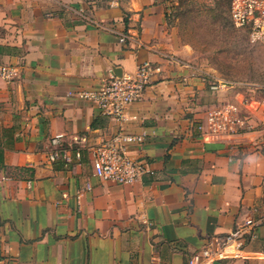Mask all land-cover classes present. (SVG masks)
Returning <instances> with one entry per match:
<instances>
[{"label":"crops","instance_id":"crops-1","mask_svg":"<svg viewBox=\"0 0 264 264\" xmlns=\"http://www.w3.org/2000/svg\"><path fill=\"white\" fill-rule=\"evenodd\" d=\"M115 30L135 39L123 44ZM146 61L163 75L126 121L82 97ZM3 64L19 74L0 78V264H187L209 237L264 213L260 96L213 91L207 77L219 74L181 44L157 0L114 10L88 0H0ZM230 101L252 130L206 139L197 125ZM120 131L145 135L130 156L154 175L118 185L93 176L86 151L80 163L49 160L58 135L82 147ZM253 234L242 245L247 258L214 264H264V226Z\"/></svg>","mask_w":264,"mask_h":264},{"label":"built area","instance_id":"built-area-1","mask_svg":"<svg viewBox=\"0 0 264 264\" xmlns=\"http://www.w3.org/2000/svg\"><path fill=\"white\" fill-rule=\"evenodd\" d=\"M123 2L124 0H88L89 5L103 3L108 10L118 9ZM230 17L237 29L250 30L251 44L264 47V0H231ZM116 34L123 44L135 39L129 31H116ZM168 59L171 62L176 61L171 56ZM18 74L17 66L0 65V78L5 82H13ZM161 75H163L161 65L146 61L138 65L134 72L123 73L121 77L111 73L101 89L85 92L82 97L95 102L103 115L122 123L126 121L128 109L142 99L155 78ZM207 78L215 92L253 87L264 90V86L233 82L220 76ZM196 128L208 140L236 138L252 130L242 105L235 101L208 109L205 119ZM145 141V135H132L120 131L100 144L77 147L67 144L64 136L58 135L52 140L53 149L49 160L51 162L62 160L67 164L80 163L86 151L91 157L95 178L118 185H134L146 176L154 175L148 163L130 156V146L140 145ZM262 151L264 152V145ZM87 189L90 191L92 186L88 184ZM257 212L258 218L250 217L244 223L237 224L231 233L209 237L206 246L194 252L187 264H214L224 260L247 258V252L242 248L245 239L253 236L255 229L264 226V213L258 210Z\"/></svg>","mask_w":264,"mask_h":264},{"label":"rangeland","instance_id":"rangeland-1","mask_svg":"<svg viewBox=\"0 0 264 264\" xmlns=\"http://www.w3.org/2000/svg\"><path fill=\"white\" fill-rule=\"evenodd\" d=\"M157 1L181 44L190 46L220 77L264 86V47L251 44L247 33L233 25L229 0ZM245 90L259 95L264 108L263 89Z\"/></svg>","mask_w":264,"mask_h":264},{"label":"trees","instance_id":"trees-1","mask_svg":"<svg viewBox=\"0 0 264 264\" xmlns=\"http://www.w3.org/2000/svg\"><path fill=\"white\" fill-rule=\"evenodd\" d=\"M230 2H231V0H229ZM229 11H230V8H229ZM231 18V17H230ZM231 21H232V19H231ZM233 23V22H232ZM234 25V24H233ZM240 30H243V31H245L246 33H247V35H248V39H249V32H250V30L249 29H240ZM250 41V40H249ZM257 46H259V45H257ZM260 47H262V46H260Z\"/></svg>","mask_w":264,"mask_h":264},{"label":"water","instance_id":"water-1","mask_svg":"<svg viewBox=\"0 0 264 264\" xmlns=\"http://www.w3.org/2000/svg\"><path fill=\"white\" fill-rule=\"evenodd\" d=\"M119 72H121V71H115V75L118 76V77H121L123 75V73L122 72L119 73Z\"/></svg>","mask_w":264,"mask_h":264}]
</instances>
